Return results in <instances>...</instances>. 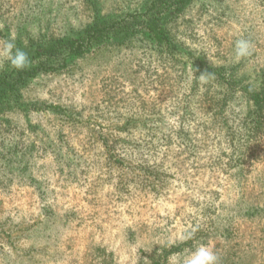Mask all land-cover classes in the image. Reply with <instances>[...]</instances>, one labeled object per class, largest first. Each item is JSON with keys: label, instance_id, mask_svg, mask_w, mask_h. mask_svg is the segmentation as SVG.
<instances>
[{"label": "rangeland", "instance_id": "rangeland-1", "mask_svg": "<svg viewBox=\"0 0 264 264\" xmlns=\"http://www.w3.org/2000/svg\"><path fill=\"white\" fill-rule=\"evenodd\" d=\"M101 2L109 14L119 0ZM0 14V29L7 19L13 36L26 18L32 34L48 26L61 35L91 16L82 0H0ZM176 27L213 68L238 64L235 42L249 40L239 73L247 83L264 62L262 0H205ZM139 51L89 54L31 81L28 102L67 108L70 122L51 111L0 115V264H148L155 251L184 245L159 263L179 264L200 243L213 246L220 264H264V125L230 168L241 154L235 146L243 149L231 133L251 108L244 93L203 96L216 84L174 66L167 77ZM29 150L22 173L11 159Z\"/></svg>", "mask_w": 264, "mask_h": 264}, {"label": "trees", "instance_id": "trees-1", "mask_svg": "<svg viewBox=\"0 0 264 264\" xmlns=\"http://www.w3.org/2000/svg\"><path fill=\"white\" fill-rule=\"evenodd\" d=\"M83 1L88 5L90 22L78 29L67 28L63 34L55 35L49 34L47 26L40 27L37 34H32L28 27V30L25 28L29 18H26L24 26L16 27L14 41L16 47L27 52L31 63L29 67L20 71L10 67L7 60L0 67V115L10 112L28 114L35 111H51L62 115L64 120L71 118L74 120V115L67 108L48 105L45 102H28L24 91L31 81L40 74L71 68L89 54L107 50H143L139 52L144 53L154 64L165 67L167 77L174 72L172 66L177 67L179 76L181 74L182 77L187 75L189 70H193L196 80L206 72L214 73V78L209 77L207 83L216 84L215 90L206 89L202 93L203 96L216 99L220 91L229 94L236 91L244 93L251 103V108L242 121V129L236 134L231 133L234 139H238V144L243 149L236 151L239 148L236 145L234 150L236 155L241 154L237 159L228 162L230 168L240 166L245 160L243 153L252 147L253 141L261 131L260 128L264 125V62L254 63V66H258L257 73L254 80L247 83L249 74L244 72L239 76L240 69L248 65L247 57L242 58L234 66L219 65L218 68H213L212 66L217 65L210 61L204 48L192 47L181 38L182 35L177 34L178 22L185 20L188 11L197 3L205 4V0H119L116 12L109 14H103L101 0ZM3 17L0 14V19ZM3 21L5 24L0 29V37L9 40L13 37L15 28L10 27L7 19ZM24 32L27 33L23 34ZM166 64L170 66H164ZM193 92L195 90L191 91L192 96ZM189 113L190 107L186 105L182 123ZM179 139L185 141V136L180 134ZM26 156H32V150L17 154L11 159L14 161L12 166L17 161L18 167H22V159ZM61 156L59 152L60 159ZM144 167L145 165L142 166ZM26 169L27 166H23L20 171L24 173ZM145 169L144 171L151 175L150 169L146 167ZM32 182L35 184L33 180ZM145 183V187H151L150 185L155 187L152 180H146ZM183 247L184 245H174L170 250L165 248L159 254L155 251L148 258V264H159L170 255L182 252Z\"/></svg>", "mask_w": 264, "mask_h": 264}, {"label": "clouds", "instance_id": "clouds-1", "mask_svg": "<svg viewBox=\"0 0 264 264\" xmlns=\"http://www.w3.org/2000/svg\"><path fill=\"white\" fill-rule=\"evenodd\" d=\"M15 36L9 40H0V67L3 66V61L7 60L10 67L20 71L30 66V59L24 50L17 48L15 44ZM251 42L247 39H237L234 45L235 58L240 60L251 55ZM213 77L214 73L206 72L200 75L199 79L202 83H207L208 78ZM193 233H188L182 239H191ZM172 243V242H170ZM133 264H138V261H133ZM173 264H177L173 260ZM179 264H220V257L217 255L211 244L200 243L194 247V250H188L180 260Z\"/></svg>", "mask_w": 264, "mask_h": 264}]
</instances>
